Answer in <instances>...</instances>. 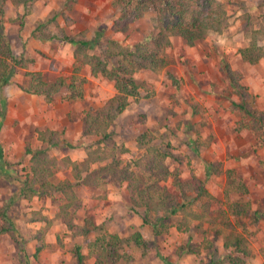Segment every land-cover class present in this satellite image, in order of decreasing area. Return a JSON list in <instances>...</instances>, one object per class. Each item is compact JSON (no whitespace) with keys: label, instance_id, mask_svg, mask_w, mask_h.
<instances>
[{"label":"rangeland","instance_id":"374dc122","mask_svg":"<svg viewBox=\"0 0 264 264\" xmlns=\"http://www.w3.org/2000/svg\"><path fill=\"white\" fill-rule=\"evenodd\" d=\"M113 1L7 0L5 4L4 32L14 57L25 61L24 66H14L12 82L3 87L6 114L0 126V208L10 214L15 230L0 234V264H27L24 253L29 255L28 264H77L73 254L77 244L85 256L84 264H93L88 239L104 237L107 244L113 236L121 239L116 264H264V141L249 117L230 110L231 102L240 99L221 65L224 58L238 70L241 84L264 113V58L251 64L238 51L252 41L251 33L244 28L246 15L251 17V28L258 27L263 21L264 0H229L227 26L221 32L210 31L192 44L172 36L163 50L165 69L161 73L147 69L137 72L140 94L128 96L127 105L108 128L109 137L93 146L110 149L116 159L122 160L121 166L131 165L132 160L146 153V146L138 142L144 132H150L146 137L148 145H156L166 154L165 163L171 172L163 184L179 200L184 195L192 197V208L205 215L203 220L179 227L182 214L177 212L156 229L155 211L143 207L134 210L125 182L118 185L110 180L98 187L90 182L78 184L70 168H57L49 180L54 184L63 180L74 184L73 191L82 205L75 211L71 207L68 210L73 211L72 222L81 232L68 229L61 218L62 207L68 201L61 192H47L31 199L19 197L17 175L20 179L30 177L31 154H25L26 147L35 150L47 145L37 139L38 132H59L62 144L49 148L47 154L81 162L86 157L83 142L98 138L82 134L85 113L97 110L117 93L112 81L91 75L87 65L80 69L88 79L81 99H68L63 92L46 101L43 96L23 92L20 87L28 83L27 71H40L45 80H52L58 75L70 76L78 64L75 45L60 38L39 39L31 32L39 22H47L49 33H64L81 40L92 39L99 32L102 39H119L133 48L143 36L157 31L153 11L127 28L113 30V20L122 14ZM52 18L54 22L49 21ZM255 41L264 48V36ZM64 142L77 147L70 148ZM99 165L90 166L94 169ZM191 168L212 195L208 213H203L201 206L208 197L196 198L192 192L179 194L173 185L175 177L188 180ZM231 178L242 182L247 193L232 194L228 201L224 186ZM232 201L240 206L249 202L251 208L235 214L229 206ZM33 211L50 218L51 224L31 220ZM41 229L43 243L37 237L28 239ZM137 230L149 240V248L129 241ZM17 232L26 239L23 251L13 238ZM238 233L251 254H234L232 262L227 256L232 255L233 248L224 246L225 238L233 239ZM40 244L37 258L33 257Z\"/></svg>","mask_w":264,"mask_h":264},{"label":"trees","instance_id":"16d2710c","mask_svg":"<svg viewBox=\"0 0 264 264\" xmlns=\"http://www.w3.org/2000/svg\"><path fill=\"white\" fill-rule=\"evenodd\" d=\"M6 2L7 0H0V126L6 114L3 87L12 82L15 73L14 66H24L22 61H25L14 57L10 39L4 32L2 23ZM112 3L122 11V14L112 22L113 30L127 28V25L138 22L146 13L153 11L157 31L143 36L133 48L130 45L123 44L119 39H102L103 37L99 32L92 39L81 40L68 37L64 33L61 35L49 33L47 22H39L31 32L34 37L39 39L60 38L64 42L75 45L74 57L78 64L72 74L68 76L69 78L58 75L52 80H45L40 71H27L28 83L26 86L20 87L23 92L43 96L46 101H51L55 95L63 92H65L68 99H81L84 85L88 79L81 73L80 69L81 65H87L91 75H101L112 81L117 93L105 100L97 110L85 113L81 127L82 134L84 136H96L98 140L90 139L83 142L86 157L81 162L72 161L68 156L57 159L47 154L46 151L49 148L58 147L62 144L59 132L50 129L38 132L37 139L47 145L43 149L36 148L35 150L26 147L25 154H31L30 177L27 175L20 179V176L17 175L20 184L18 195L19 197L31 199L33 196L47 192H61L68 200L62 207L61 218L68 229H78L79 226L72 222L71 213L73 211L70 213V210H68V207H71L75 211L82 205L79 197L73 191L74 184L69 183L68 180L54 184L49 180L57 168L60 170L70 168L78 184L81 182L88 184L90 182L91 185L98 187L110 180L115 181L118 185L125 182L127 195H129L134 210L135 207H143L155 211L156 221L153 226L156 229L159 228V225H163L169 219V216L177 212L182 214V218L178 223L179 227H188L190 222L194 220L201 221L205 215L196 212L192 208L195 201L190 199L192 197L184 195L179 200L163 184V181L169 178L171 172L165 163L166 154L162 153L156 145H148L146 137L149 136L150 132H144L138 142L141 146H146V153L132 160L131 165L126 163V165L121 166L122 160L116 159L115 154L110 149L101 145L93 146L109 137L108 128L127 105L128 96H138L140 94V86L136 82L138 80L137 72L147 69L154 73H161L165 69L167 61L164 58L163 50L165 46L170 44L172 36L181 37L188 44H192L204 38L210 31L221 32V29L228 24L227 5L230 2L229 0H114ZM261 15L263 21L256 28H251V17L249 14L246 15L244 28L251 33L252 41L248 46L238 50L240 56L251 64L264 58L263 46L255 41V38L264 36V1ZM54 20L55 18H52L49 21L54 22ZM221 65L226 79L240 99L238 102H231L230 110L238 111L242 116L249 117L253 127L260 132V140L264 141V113L256 107L250 92L241 84L238 70L233 69L224 58L221 60ZM65 145L70 148L77 147L70 142H66ZM2 156L3 151L0 146V159ZM91 163H101V165L91 169ZM200 181L201 179L195 176L194 168H191V176L188 180L181 181L178 177L172 180L179 194L192 192L196 193V198L208 197L206 202L201 205L202 212L208 213L212 195ZM234 181L233 178L225 181L224 196L228 201L232 194L247 193V188L242 182ZM229 206L235 214L246 213L251 208L249 202L240 206L238 202L232 201ZM32 214L31 220L45 221V226L51 224V219L41 215L39 211H33ZM0 218L3 221L0 225V234L15 230L10 214L5 209L0 208ZM257 220L258 218L255 216L254 221ZM43 230H38L36 236L31 235L28 239L37 237L43 243ZM80 230L78 229L77 232H81ZM86 230H82L83 235L87 234ZM13 238L20 242L23 251L26 240L24 236L17 232ZM104 239V237H98L94 241L90 239L87 241L89 254L93 257V264H116L119 261L116 248L119 246L121 239L113 236V241L110 240L107 244ZM131 240L144 249L150 247L148 246L149 240L144 237L141 230L135 231L129 238V241ZM225 241L224 246L226 248H233L232 255L229 253L227 256L230 261L233 262L236 255L248 257L251 254V251L243 242L242 234L238 233L233 239L226 237ZM40 249L41 244L36 247L32 256L37 258ZM73 254L77 264H84L85 256L81 251V245H75ZM23 256H25L28 264L29 255L24 253Z\"/></svg>","mask_w":264,"mask_h":264}]
</instances>
